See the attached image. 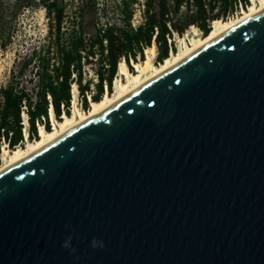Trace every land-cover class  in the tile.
Listing matches in <instances>:
<instances>
[{
    "label": "water",
    "instance_id": "obj_1",
    "mask_svg": "<svg viewBox=\"0 0 264 264\" xmlns=\"http://www.w3.org/2000/svg\"><path fill=\"white\" fill-rule=\"evenodd\" d=\"M0 264H264V11L2 173Z\"/></svg>",
    "mask_w": 264,
    "mask_h": 264
},
{
    "label": "trees",
    "instance_id": "obj_2",
    "mask_svg": "<svg viewBox=\"0 0 264 264\" xmlns=\"http://www.w3.org/2000/svg\"><path fill=\"white\" fill-rule=\"evenodd\" d=\"M143 1L142 22L136 27L133 18L141 0H117L116 16L105 23L99 21L97 0H76L73 16L67 14L64 0L20 1L27 9H45L48 32L44 43L32 48L8 83L0 86V151L3 145L14 150L37 140L40 128L51 131L50 114L56 120L70 117L73 85L81 107L88 111V96L96 103L112 94L121 62L132 72L130 62L144 61L146 49L156 46V63H164L177 52L176 37L182 38L191 27L206 37L215 21H226L250 4V0ZM85 66L94 69L96 82L86 79Z\"/></svg>",
    "mask_w": 264,
    "mask_h": 264
},
{
    "label": "rangeland",
    "instance_id": "obj_3",
    "mask_svg": "<svg viewBox=\"0 0 264 264\" xmlns=\"http://www.w3.org/2000/svg\"><path fill=\"white\" fill-rule=\"evenodd\" d=\"M20 1L21 0H0V9H2L3 13V18L0 21V31L2 29L6 30L3 36L0 35V45L5 44L4 48L0 46V86H4L8 83L12 71L16 68V66L19 65V62L22 60V58L26 54H28L32 48L44 43L45 37L48 32V18L45 9L43 7L27 9L23 7ZM116 2L117 0H97L98 7L100 8V11L98 12V18L100 23H105L107 19L112 20L116 16L114 13ZM75 3H77L76 0H64V4H66V11L69 16H73V12L75 11V5L77 6V4ZM141 3L142 4L136 7V13L133 18V23L136 26H138L142 22L144 1L141 0ZM259 3L260 0H251L249 6L259 7ZM104 10H106V15L103 12ZM238 12H240V16L241 8ZM14 13L17 14L16 19L13 18ZM232 16H229L228 18H231ZM201 38H203L202 33L198 30L195 32L192 30H188L182 38L176 37L175 43L177 45V52L175 54H179L185 49L186 46L188 47L189 45H191L194 40L197 41ZM156 58L157 54L154 58H151V62L154 66H159L160 64L156 63ZM146 59L147 54H145L144 61H146ZM144 61H140L138 62V64H142ZM134 63L135 62L133 61L130 62V65L133 69L132 72L129 71L128 66L124 63L125 67L127 68L128 72L131 73V75L136 73L135 68L133 66ZM151 71H149L147 74H144L143 77L149 76L152 73ZM85 77L86 79L93 80V82H96V73L94 69L90 66H85ZM119 81L124 83L127 82V79L123 78L120 75V72L114 80L113 92L111 96H115L118 94L117 82ZM83 111L84 109L81 107V102L78 98V91L76 89V91L73 92L70 118L77 117L78 114ZM88 111H86V113H88ZM60 121H62V117L60 118V120H56L51 114V130L54 128V125L58 124ZM28 142L29 141H26L22 147L18 148H27ZM11 152H13V150L8 149L6 145L2 146L0 151L1 168L8 163V155H10Z\"/></svg>",
    "mask_w": 264,
    "mask_h": 264
},
{
    "label": "bare ground",
    "instance_id": "obj_4",
    "mask_svg": "<svg viewBox=\"0 0 264 264\" xmlns=\"http://www.w3.org/2000/svg\"><path fill=\"white\" fill-rule=\"evenodd\" d=\"M262 11H264V0H260L259 7L249 6L248 10L244 9L238 18L226 21H215L212 25L211 32L206 37H203L197 41L194 40L193 43L188 47L186 46L182 52L179 54L173 53L171 57L166 59L165 62L161 63L159 66H154L151 62V58H154L157 54L155 46L146 49V61H144L142 64L134 63L133 66L136 73L133 75L128 72L124 62H121L119 65V72L123 78L127 79V82H117V95H106L100 102H92L88 113L80 112L77 117L72 118L63 116L62 121H60L58 124H55L54 128L49 132H45L43 129H41L39 132V138L35 141L28 142L27 148H16L13 150V152H11L10 155H8V163L4 167H0V175L9 168L21 163L27 158L56 143L72 128L77 127L94 118L95 116L107 111L112 106L140 89L150 80L179 64L181 61L192 55L208 42L233 29L242 22L254 17ZM190 30L194 32L197 31L195 27H191ZM149 71L152 73L147 77H143V75L147 74ZM75 91L76 87L74 86V92ZM24 117L26 118V115Z\"/></svg>",
    "mask_w": 264,
    "mask_h": 264
},
{
    "label": "built area",
    "instance_id": "obj_5",
    "mask_svg": "<svg viewBox=\"0 0 264 264\" xmlns=\"http://www.w3.org/2000/svg\"><path fill=\"white\" fill-rule=\"evenodd\" d=\"M250 1H251V0H250ZM143 8H144V6H143ZM248 9H249V6L246 8V10H248ZM243 10H244L243 7H241V13H242ZM239 13H240V12H237L236 15H233L231 18H228V20L238 18ZM133 26L136 27V25H135L134 23H133ZM123 62H124V61H123ZM124 63H125V62H124ZM73 92H74V85H73V91H72V93H73ZM88 99H89V101H90V105H91V97L88 96ZM83 113H86V111L84 110ZM50 115H51V114H50ZM24 116H25V115L23 114V118H25Z\"/></svg>",
    "mask_w": 264,
    "mask_h": 264
},
{
    "label": "clouds",
    "instance_id": "obj_6",
    "mask_svg": "<svg viewBox=\"0 0 264 264\" xmlns=\"http://www.w3.org/2000/svg\"><path fill=\"white\" fill-rule=\"evenodd\" d=\"M96 245H97V241L94 239V240L92 241V246L95 247ZM64 247H68V244L65 243Z\"/></svg>",
    "mask_w": 264,
    "mask_h": 264
}]
</instances>
